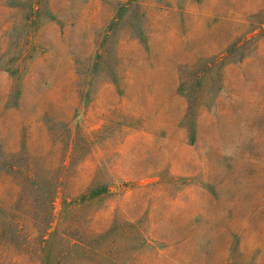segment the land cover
Returning a JSON list of instances; mask_svg holds the SVG:
<instances>
[{
	"label": "rangeland",
	"instance_id": "1",
	"mask_svg": "<svg viewBox=\"0 0 264 264\" xmlns=\"http://www.w3.org/2000/svg\"><path fill=\"white\" fill-rule=\"evenodd\" d=\"M0 264H264V0H0Z\"/></svg>",
	"mask_w": 264,
	"mask_h": 264
}]
</instances>
